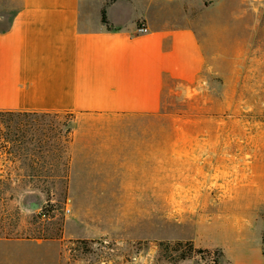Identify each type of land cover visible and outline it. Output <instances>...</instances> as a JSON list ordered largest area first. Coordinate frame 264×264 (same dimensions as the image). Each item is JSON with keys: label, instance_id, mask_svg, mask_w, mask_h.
<instances>
[{"label": "crops", "instance_id": "obj_1", "mask_svg": "<svg viewBox=\"0 0 264 264\" xmlns=\"http://www.w3.org/2000/svg\"><path fill=\"white\" fill-rule=\"evenodd\" d=\"M145 1L126 2L139 6L135 21L116 19L113 11L124 4L111 3L105 24L108 0H6L0 111L73 117L66 192L68 224L77 234L71 239L196 240L200 213L212 198L214 218L232 219L235 243L259 246L257 264H264V176L235 178L236 161L222 153L231 143L153 141L163 94L197 83L211 53L192 25L157 26ZM142 24L149 32L138 35ZM208 146L214 147L212 188ZM158 223L188 228L155 235Z\"/></svg>", "mask_w": 264, "mask_h": 264}, {"label": "rangeland", "instance_id": "obj_2", "mask_svg": "<svg viewBox=\"0 0 264 264\" xmlns=\"http://www.w3.org/2000/svg\"><path fill=\"white\" fill-rule=\"evenodd\" d=\"M115 1L124 4L113 11L115 18L129 17L135 21L139 6L136 2L128 5L126 2L130 0H108L102 14ZM144 3L151 10V21L154 19L157 26L164 23L192 25L207 42L211 53L205 73L197 83L173 85L163 94L161 113L153 117V141L217 142L223 148L231 143L232 150L223 149L222 153L236 161L235 178L244 174L260 179L264 176L262 0H175L171 3L146 0ZM5 10L6 0H1L0 11ZM35 121L52 135L47 142L61 148L57 154L38 159L40 164L54 166L57 173L44 185L33 182L10 203V212L17 222L16 231L30 239L0 240V264H231L229 259L232 258H250L253 264L259 261L255 250L259 246H254L252 241L243 246L235 243L237 225L232 219L214 218L212 198L205 200L207 208L200 213L204 223L197 226L192 236L196 240L153 238L152 242H135L102 238L77 242L71 239L69 236L77 232H74L75 226L68 224L69 154L64 148L73 117L70 114H40ZM213 148L208 146L206 150V178L211 188ZM20 185L25 188L24 184ZM45 188L50 190L49 194L43 192ZM34 205L39 208L32 209ZM21 208L28 209L30 214H22ZM45 210H50V220H36ZM187 228L158 223L153 224V234L165 235ZM58 233L61 239H32L37 235L45 237ZM178 242H193L195 248L207 252L178 260L181 252L190 251L188 246L177 245Z\"/></svg>", "mask_w": 264, "mask_h": 264}, {"label": "trees", "instance_id": "obj_3", "mask_svg": "<svg viewBox=\"0 0 264 264\" xmlns=\"http://www.w3.org/2000/svg\"><path fill=\"white\" fill-rule=\"evenodd\" d=\"M102 17L103 22L107 24L106 11L103 12ZM39 116L40 114L37 113L0 111V240L30 239L16 231L17 222L10 212V203L17 194L26 192L33 182L44 185L54 179L57 173L54 166L40 164L38 160L46 155L57 154L61 151L59 145L47 142L52 139V135L42 124L35 121V118ZM71 132L72 127L65 136V150H68ZM20 184H24L25 188H21ZM43 190L47 194L50 193L47 188ZM14 211L17 212V210ZM49 213L50 210H45L39 213L35 219L50 220ZM60 235L61 233L45 237L37 235L32 239H61ZM85 241L78 240L77 242ZM177 245L188 246L190 249V251L181 252L177 256V259L181 261L193 258L194 254L207 252L201 248H195L193 242H178Z\"/></svg>", "mask_w": 264, "mask_h": 264}, {"label": "built area", "instance_id": "obj_4", "mask_svg": "<svg viewBox=\"0 0 264 264\" xmlns=\"http://www.w3.org/2000/svg\"><path fill=\"white\" fill-rule=\"evenodd\" d=\"M149 32V28L145 25H140L137 29V34L140 35V34H145V33H148ZM67 213H70V210L68 209L67 210Z\"/></svg>", "mask_w": 264, "mask_h": 264}, {"label": "clouds", "instance_id": "obj_5", "mask_svg": "<svg viewBox=\"0 0 264 264\" xmlns=\"http://www.w3.org/2000/svg\"><path fill=\"white\" fill-rule=\"evenodd\" d=\"M21 212L22 214H30L29 210L25 208H21Z\"/></svg>", "mask_w": 264, "mask_h": 264}, {"label": "water", "instance_id": "obj_6", "mask_svg": "<svg viewBox=\"0 0 264 264\" xmlns=\"http://www.w3.org/2000/svg\"><path fill=\"white\" fill-rule=\"evenodd\" d=\"M39 208V205L32 206V209Z\"/></svg>", "mask_w": 264, "mask_h": 264}]
</instances>
